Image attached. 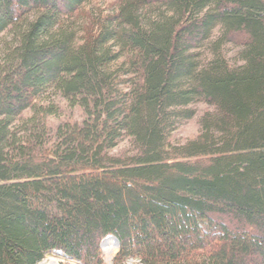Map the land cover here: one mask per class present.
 Segmentation results:
<instances>
[{
	"label": "trees",
	"instance_id": "16d2710c",
	"mask_svg": "<svg viewBox=\"0 0 264 264\" xmlns=\"http://www.w3.org/2000/svg\"><path fill=\"white\" fill-rule=\"evenodd\" d=\"M85 2L0 0V264H264V0H117L78 44Z\"/></svg>",
	"mask_w": 264,
	"mask_h": 264
},
{
	"label": "rangeland",
	"instance_id": "374dc122",
	"mask_svg": "<svg viewBox=\"0 0 264 264\" xmlns=\"http://www.w3.org/2000/svg\"><path fill=\"white\" fill-rule=\"evenodd\" d=\"M117 8V0H86V2L78 8L73 19L70 21L68 32H74L77 43L81 44L80 39H82L83 36L87 34V31L92 29V23L95 21V19L100 18L105 20L106 18L114 15L117 11ZM10 39L11 35L7 33L0 36V60L2 59V52H5L3 50V48H5L4 45H9L11 41ZM111 50L116 51L114 47H112ZM224 53L229 59L235 61V48L232 46H227L224 48ZM127 58L128 53L126 51L120 52L119 58L112 63L111 67L113 69H119L124 61L128 60ZM51 101L53 105L58 107V112L55 116H48L45 119L46 125L50 131V134H48L49 140L52 135L51 132L56 126L65 123L79 124L84 119L83 113L78 107H71L69 103L62 101L57 97L52 98ZM193 109L196 112L194 119L182 124L175 132L171 134L169 141L172 146L180 145L187 141L196 139L200 133L198 124L200 117L213 110L211 106L204 103H198L194 105ZM28 116L29 113H25V115H23L24 118H28ZM127 151H129V146L128 142L125 141L119 144L117 150H115L113 154L125 153ZM113 243L114 239L112 237H107L102 241L100 245V257L102 264H113V259L117 254V248L115 245H113ZM50 262H54L56 264H78L75 261L64 259V257L57 252L47 253L39 264H49ZM127 262L128 264H132L131 260H128Z\"/></svg>",
	"mask_w": 264,
	"mask_h": 264
},
{
	"label": "bare ground",
	"instance_id": "6f19581e",
	"mask_svg": "<svg viewBox=\"0 0 264 264\" xmlns=\"http://www.w3.org/2000/svg\"><path fill=\"white\" fill-rule=\"evenodd\" d=\"M105 244H107V243H105ZM104 246V245H103ZM49 264H56V263H54V262H50Z\"/></svg>",
	"mask_w": 264,
	"mask_h": 264
}]
</instances>
